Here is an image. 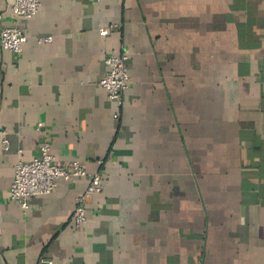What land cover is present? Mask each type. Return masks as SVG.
Returning a JSON list of instances; mask_svg holds the SVG:
<instances>
[{"label": "crops", "instance_id": "1", "mask_svg": "<svg viewBox=\"0 0 264 264\" xmlns=\"http://www.w3.org/2000/svg\"><path fill=\"white\" fill-rule=\"evenodd\" d=\"M9 3L0 29L26 40L0 48V264H264V0ZM124 49L116 106L98 82ZM44 140L102 175L80 226L84 179L9 199Z\"/></svg>", "mask_w": 264, "mask_h": 264}, {"label": "built area", "instance_id": "2", "mask_svg": "<svg viewBox=\"0 0 264 264\" xmlns=\"http://www.w3.org/2000/svg\"><path fill=\"white\" fill-rule=\"evenodd\" d=\"M10 10L15 19H29L33 17L40 7V0H10ZM3 14H0V18ZM108 29H99L101 36L108 34ZM48 39V38H46ZM26 38L16 23L3 26L0 29V48L19 53ZM38 38V41H41ZM127 52L121 50L112 53L105 59L107 71L99 80L98 85L105 89L108 99L116 106H120L124 92L129 86L130 75L127 66ZM41 126V123H38ZM4 149H7V140H3ZM59 179L77 180L87 182L85 192L77 198L72 220L75 226H80L86 220L85 207L87 199L101 190L102 175L89 173L79 161L69 163L57 162L52 153L50 142H41L38 152L27 162L19 161L14 167V176L8 190L10 201L18 203L21 208H27L28 200L32 197L51 193ZM42 260L39 264H50Z\"/></svg>", "mask_w": 264, "mask_h": 264}]
</instances>
